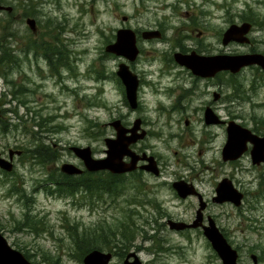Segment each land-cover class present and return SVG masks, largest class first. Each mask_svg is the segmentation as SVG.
<instances>
[{
  "label": "rangeland",
  "instance_id": "374dc122",
  "mask_svg": "<svg viewBox=\"0 0 264 264\" xmlns=\"http://www.w3.org/2000/svg\"><path fill=\"white\" fill-rule=\"evenodd\" d=\"M8 1L13 10H0V38L6 37L10 48L0 49V58L9 59L14 64L16 58L20 61V65L9 70L7 77L16 81L17 89H20L19 84L24 85L23 95H17L26 99L27 104H20L13 94L12 83L7 84L4 77L0 76V102L5 100L0 109H8L4 113L5 121L0 122V150L8 155L9 148L25 150L28 149V144L32 148L46 144L50 149L54 147L59 149L57 152L60 151L57 165L54 160L46 165L38 159L17 154L14 170L0 172V231L5 234L9 243L15 248L21 247L23 252L28 249L34 264H52L42 261L39 248L52 255H60L61 264H83L74 257V243L67 225L79 228L80 232L87 229L92 233L90 238L93 241H104V237L110 235L109 231H98L99 227L118 231L125 228L130 233L136 232L135 241L128 248H125L126 245L119 249L103 248L105 251L114 250L110 264H124L123 260L129 252L136 253L144 264H221L203 235L202 228L178 231L169 227V220L191 223L199 207L198 196L180 198L171 186L173 181L183 179L192 182L204 200L209 201L206 216L211 214L218 226L226 232L230 243L239 252L240 263L255 264L254 255L258 264H264V177L259 183L258 172L251 171L253 164L249 156L239 164L243 166L242 169L239 167L237 170L222 160L224 128L218 125L206 127L202 119L201 109L205 101H213L212 95L206 97L204 84L193 93L192 103L187 111L178 113L175 110L168 113L159 110L162 109V103L166 109L170 108L178 97V92L169 95V99L158 95L156 90L160 79L167 83L176 79V74L180 72H183V76L188 73L174 70V74L162 73L159 61L143 70L144 61L155 60L156 57L159 60L158 54L153 53L155 51L149 52L153 49L151 44L146 55L141 58L136 72L140 74V70H143L142 79L146 80L139 91V100L146 102L142 103L149 122L146 124L150 130L147 142L149 146H153L154 151V154H149H153L160 163L162 175L158 178L148 175V179L143 180V175L132 174L124 177L122 190L118 187L116 190L112 188L108 193L97 191L98 197H91L92 194L81 189L71 197L58 194L56 188L51 187L49 190L45 186L48 173H57L55 168L58 166L60 169L64 162H73L82 167V163L74 158L75 154L67 150L69 145L92 146L98 155L105 147L104 137L112 130L108 125V130L104 131L99 125H107L115 118L134 121L136 113L130 112L123 101L122 91L112 80V72L116 71L120 59L105 55V46L114 41L117 29L123 23L134 24L133 26L150 24L153 17H146L147 13L159 10L161 6L153 4L148 6L149 10L142 9L141 0ZM167 2L171 3L173 0ZM243 2L239 4L240 9L251 6L263 15L259 16L262 27L258 26L259 29L254 32L256 38L253 44L264 52V4L258 6L249 3V0ZM216 15L221 13L216 12ZM158 17L162 22L161 14ZM27 19L33 21L35 30ZM173 21L175 25L179 22L178 19ZM37 25L40 26L39 32L42 35H52L54 38H47L43 43L42 40L35 39ZM28 37H33L34 40ZM54 39L59 45L57 50L54 45L49 44ZM29 41H34L38 48L44 49V55L54 57L55 61L58 58L62 63L64 60L65 63L69 61L74 70L62 65L57 71H52L45 56L38 57L45 61L37 65L34 56L29 54L32 50L27 53V61L24 60L25 55H21L24 59L18 56L19 51L28 49L26 46L30 44ZM100 70L109 77L102 83L96 81ZM256 74L260 75L261 71L248 68L240 73L238 79L249 88ZM259 77L261 85L253 86L255 95L250 98H246L243 93L237 100L232 99L236 88L231 85L214 83L209 87L212 92L222 93L224 103H227L216 110L222 118L236 119L250 128L258 127L264 131V77ZM186 78L189 79L188 76ZM187 85L192 86L191 82H187ZM221 103L219 99L213 104L216 106ZM15 111H18V115ZM34 111L42 113L41 116L35 113L41 127L34 126ZM186 121H189L188 124ZM20 123L29 124L33 132H26ZM93 123L99 125L93 126ZM156 130L160 131L159 135ZM100 133L102 135L96 141L93 136ZM206 139L208 148L205 149L207 143L201 148V141L204 143ZM38 148H45L40 150L41 157L44 152L50 153L42 145ZM261 167L264 172V165ZM229 175L233 176L236 186L248 199L241 210L230 202H212L218 182ZM144 184L148 188L140 191ZM20 188L26 192L21 194L22 191L18 190ZM28 209L46 222L44 226L47 230L36 235L26 227L28 224L25 222V214ZM20 221L25 222L23 226ZM93 231H97L95 235ZM126 242L128 241L125 240L123 245Z\"/></svg>",
  "mask_w": 264,
  "mask_h": 264
},
{
  "label": "flooded vegetation",
  "instance_id": "af4514ba",
  "mask_svg": "<svg viewBox=\"0 0 264 264\" xmlns=\"http://www.w3.org/2000/svg\"><path fill=\"white\" fill-rule=\"evenodd\" d=\"M142 2V9L149 10L150 5L155 4L157 6H161V9L154 10V12H150V14L147 13L146 17H153V20L150 21V24L141 26L139 21H136L140 26H133L134 24H126L123 23V26L120 28H131V30L137 41V46L139 48V54L135 60H130L129 65L132 70L136 71L138 70L137 66L141 63V58L146 55L145 52L148 51V48L150 44L152 45L153 49L149 52H153L154 55L157 53L159 60H147L143 63V70H145V67L152 66L157 61L160 62L161 65V71L162 73H171L174 74V71H184L188 74L183 76V72H180L176 74V79H172L171 81L164 83L160 79V83L157 86V94L169 99V95H173L177 93L178 97L172 102V106L168 109H166L165 105L163 106L162 103V109L159 108L162 112H173L175 110H178V113H183L187 111L192 103V95L196 92L197 89L203 87L204 84V90L206 91V97L207 96H213V101L217 102L219 99H221V105H214L213 101H205V105L202 107V119L204 122L209 124L206 119L209 117L210 112L212 114H217L219 117L221 115L218 113L217 108L221 107L223 105H227V103H224V99L222 97V93L219 91H210L209 87L213 86L214 83H217L218 85L220 83H223L227 86L230 85L229 81V70H217L214 76L206 77V78H200L193 76L191 74L192 68L190 66H194L195 62L194 59H198V57H214V56H221V55H243V54H252V53H261L264 55V52L262 50H259L258 47H256L253 42L255 40L254 32L259 29L258 26H261L260 17L261 15L256 9H254L251 6H248L247 8H239V4L244 3L243 0H173V2H167V0H141ZM3 6L5 7L4 10H13V6L8 0H2ZM249 3L257 4L258 6L260 4H264V0H249ZM9 7H11L9 9ZM216 12H220L221 15L217 16ZM164 13V14H163ZM161 14V17L163 18V21L160 22L159 17ZM173 19H178V24L175 25V22ZM127 20V17H126ZM128 21V20H127ZM135 22V23H136ZM242 23H250V27L247 33H244V35L239 36V39H225L226 38V32L228 29L234 25H241ZM41 30L40 26L37 25V29L34 33V38L39 39L42 35L39 31ZM152 33L153 36H146L147 34ZM117 39V37H114V41ZM113 41V42H114ZM19 51V50H18ZM22 51V52H20ZM19 55H25V59L27 61V53L31 50L27 49H20ZM33 52L29 53L34 56L36 64H41V62H44L45 59L48 61V58H46V55H44V49L43 48H35L32 49ZM28 54V55H29ZM39 56H45V59H39ZM19 58V57H18ZM21 59V58H20ZM196 59V60H197ZM177 60V62H176ZM201 60V59H200ZM19 61V60H18ZM203 61V60H202ZM20 62V61H19ZM49 62V61H48ZM193 64V65H192ZM199 65V64H198ZM197 66V65H196ZM201 66V65H200ZM256 66H248L245 68H241L237 72L240 76V73L244 70L250 68L254 69ZM143 70H140V86L138 89V93L140 89L142 88L143 83L146 82V80L142 79V72ZM186 76L189 77L187 80ZM240 80V79H239ZM241 84L244 83L242 80H240ZM154 82V81H153ZM181 82V84H179ZM187 82H191L192 86L189 87L187 85ZM156 84V82H154ZM240 89L233 90V96L232 99L237 100L239 98ZM140 98V95H139ZM124 103L127 104V106L130 109V112H135L136 117L134 121H131L129 119L121 118L123 123L126 125L127 133L132 134L130 129H134L136 127H139V130L137 133L140 134L142 130L147 131V135L145 138L138 139L136 142L131 144V148L134 149L138 154L143 155L144 153H153L152 150L153 146L148 144L147 140L149 138L150 130L146 126L148 122L147 115L144 111L145 105L142 103L144 101H138L137 108H131V106L126 102L125 99H123ZM146 103V102H144ZM209 113V114H208ZM229 113V111H228ZM143 118V120L140 118ZM221 123H218L217 125L221 128H224L225 133V143L228 141V126H229V118H220ZM226 121V123L222 122ZM189 121H186V124H188ZM205 123V126H210ZM107 127V125H106ZM105 127V128H106ZM108 130V129H107ZM106 130V131H107ZM157 134H160L159 130H156ZM113 137L116 138L117 131L112 127L111 132L108 131V134L106 137ZM105 137V138H106ZM206 141V142H205ZM203 143L201 141V148H203L204 144L205 149L208 148V140L206 139ZM212 147L213 145L210 144ZM223 145V147H224ZM201 151V150H200ZM98 157H104L106 153V147H103L102 150L99 151ZM154 154V153H153ZM125 160L129 161L130 157L126 156ZM147 164V161L145 160H139L138 162V168L134 171H131L130 173H127V176H131L132 174L138 173L140 175H143V180L148 179V175L152 177H159L162 175V167H161V174L159 176H154L150 172L146 171L145 169L140 168L141 165ZM102 171L96 172L94 174V178L98 187H101V180H102ZM259 181L261 179V174L258 175ZM83 178V177H82ZM125 179V178H124ZM52 188L56 184V182L53 180L50 182ZM143 190L145 191L148 188V185L142 186ZM139 190V189H138ZM259 194V193H257ZM255 197V195H253ZM247 200V197H246ZM245 200V201H246ZM245 201L243 202V207ZM252 201V200H251ZM197 228H202L201 226Z\"/></svg>",
  "mask_w": 264,
  "mask_h": 264
},
{
  "label": "water",
  "instance_id": "95a60500",
  "mask_svg": "<svg viewBox=\"0 0 264 264\" xmlns=\"http://www.w3.org/2000/svg\"><path fill=\"white\" fill-rule=\"evenodd\" d=\"M2 8L3 6L0 4V9ZM28 22L33 26L32 20L29 19ZM249 26L250 25L247 23L241 26L232 25L226 32L225 39L241 40L239 36H243L244 33H247ZM146 36L150 37L153 36V34L149 33ZM107 50L118 55H123L130 59L135 58L139 52L136 46L135 35L131 30L119 31L117 41L108 45ZM196 59H194V66L190 67L194 72L203 76H211L220 69H229L232 72H237L243 66L251 64H258L264 69V55L261 53L221 55L210 58L198 57V59ZM117 74L125 85L127 98L132 103V105L135 106L137 89L139 85V78L137 74L134 73L126 64H122L120 66ZM206 121L208 123H212L217 122L218 120L214 114L210 113ZM114 124L120 129V131L118 132L117 139H107L106 143L108 149L107 156L105 158H93L91 156L92 153L89 147L85 149L73 148L77 155H79L84 160L87 168L90 170L109 169L115 173H123L134 170L136 168L137 161L140 158H146L150 161V163L144 165L143 167L149 171L158 173V168L156 166L154 157H147L145 155L141 157L132 151L129 145L132 140L134 141L136 139V137H133V139L129 137V140H127L123 134L125 132V128L123 129L119 126L120 121L118 120ZM248 141H251L254 144V148L252 150L253 161L257 163L264 161V137L254 134L250 129L237 124L235 121H231L228 126V141L223 148L224 159H235L240 156L247 149ZM13 152L14 151L12 150L10 151V159H13ZM16 153L21 154V151H16ZM125 155L131 156L132 159L130 162H126L123 159ZM0 166L6 170H11L13 168V163L10 160L2 157L1 152ZM62 169L68 173H80L82 171V169L71 163L63 164ZM174 186L178 189L180 195L182 196H186L189 193L195 192L193 187L184 181L175 182ZM242 196L243 195L238 192L231 181L224 180L218 185L217 196L214 197V200L217 202L229 200L238 205L241 202ZM204 207L205 204L202 203L201 209H199L197 218L193 224L188 225L182 222L175 223L170 221V227L175 229H183L186 227L203 225L202 209ZM203 228L205 236L211 242L214 250L218 253L220 259L222 260V264H239V254L237 250L229 243L228 239L225 237L220 228L217 227L215 221L211 217L209 224L203 225ZM131 256L134 257V260L130 259ZM111 258L112 252H104L100 249H93L87 255H85L83 261L85 264H109ZM253 259L255 260V257ZM0 264H32V262L21 250L12 246L5 235L0 232ZM124 264H142V261L134 252H132L125 258Z\"/></svg>",
  "mask_w": 264,
  "mask_h": 264
},
{
  "label": "trees",
  "instance_id": "16d2710c",
  "mask_svg": "<svg viewBox=\"0 0 264 264\" xmlns=\"http://www.w3.org/2000/svg\"><path fill=\"white\" fill-rule=\"evenodd\" d=\"M54 38V36L50 35V38ZM30 39V38H29ZM7 38L4 37V39H2V36L0 38V49L4 48V49H9V45L7 43ZM51 43L49 44H52L54 45V49L56 48L57 50V47H59L58 45V42L56 39L50 41ZM30 44H28L26 46V48H28L27 50H32V49H35L37 48V46L34 44V42H30ZM60 53H63L60 51ZM5 56V55H3ZM64 57V56H63ZM9 58V57H7ZM14 58H11L10 60H13ZM14 61V60H13ZM15 64L12 63V61H9V59L7 60H2V58H0V74L5 77L6 79V82H11L12 84L10 85H13L12 87V91H13V94L16 98L19 99L20 101V104H27V100L24 99V98H19L17 93L19 95H23V87L24 85L23 84H19L18 86L20 87V89H17V85H16V81L14 80H9L8 77H7V73L9 72V70L13 69L16 67V65H20V62L18 61V59L16 58L15 60ZM18 61V62H17ZM48 61L50 63V68L53 70V71H57L58 68H60V66L62 65H66V67L70 68V70H74V67L72 66V64L69 63V61L67 63H65V60H64V63L61 62V59H57L56 61L54 60V57L51 58V56L48 57ZM256 71H261V74H256V76L254 77L256 80L255 82L256 83H260L262 80L260 79L259 76H261L262 78L264 77V71H262L259 67H255ZM99 74L98 76H101L103 70H100L98 71ZM115 80L117 81V77H115ZM260 81V82H258ZM241 91V90H240ZM241 95H243V92L241 91V93L239 94L238 97H240ZM15 109H13L14 111ZM17 112V115H18V111H15ZM33 116L34 118L32 119L33 122H34V126H38V127H41V125H39L40 123L38 122L37 120V115L35 116V113L38 114V115H42V113H37V111H34L33 112ZM5 120H3L2 122H4ZM20 126L23 125L22 128H24V130L26 132H33V130L29 127V124H26V123H20L19 124ZM93 126H95V123H93ZM35 133V132H34ZM42 147H46L48 148L47 149V152L49 151L50 153H46L44 152L43 153V157L42 154H41V151L40 150H44L45 148H38L39 146ZM39 145L37 148H32L30 147V144L27 145L28 149H25L24 151V156H27L29 159H32V158H35V159H38L40 160L43 164H46L48 162H50V160H55L58 157V152H57V149L55 150V148H52L50 149L49 145H46V144H41ZM40 153V154H39ZM55 172L57 173H53V174H49V176H46L45 178V186L50 190V188L53 186L51 185L49 182L51 181H55L57 186H56V190H57V193L58 194H66V195H75L76 192L78 191V189H81L83 191H86L88 194H92L93 196H96L95 193L97 192V185H96V181H95V178H94V174L92 173H89L90 175L89 176H70V175H67L65 173H62L60 171L59 168L55 169ZM59 172V173H58ZM83 177V178H82ZM124 177L123 175H111V174H102V180H101V192H110L112 187L116 190L118 187H119V190H122V187H121V184L123 183L124 184ZM114 181V184L111 186L110 184V181ZM51 185V186H50ZM116 185V187H115ZM124 188V187H123ZM21 192V194L23 192H26L23 188H20L18 189ZM91 195V196H92ZM118 195V194H117ZM37 219V221H36ZM25 222H27V226L26 227H29L31 229L32 232H34L36 235H39L40 232H43L44 229H45V226L46 225V222H43L41 219L38 218V216L34 213H32L31 210L28 209V212L25 214ZM25 222H21L20 221V225H24ZM78 227V225H77ZM122 229V228H121ZM118 229L117 230H106L104 229L103 227H99L97 228V230H102V231H109V234L106 237H104V241L101 240V241H93L90 236L92 235L91 232L87 231V229H83L81 232H80V229L76 227L72 228V227H69L67 225V230H69V233L70 235L72 236L71 238L73 239V243H74V250H75V253H73L75 256L76 259H78L80 262H82L83 260V257L92 249L94 248H99V249H103V248H108L109 250L112 249L113 247H117L118 249L120 247H124L125 245V248H128L130 245H132L135 241V238H136V232L135 233H130L128 232L127 229ZM131 229V228H130ZM47 230V229H45ZM133 230V229H131ZM97 231H93V234L95 235ZM134 232V231H133ZM134 235V236H133ZM153 239H155V236H153ZM128 241L126 242L124 245V241ZM156 240V239H155ZM154 240V241H155ZM153 244L155 245V242H153ZM123 245V246H121ZM153 245V246H154ZM21 249V247H19ZM149 248L151 249L152 247L149 246ZM23 249V248H22ZM25 249V248H24ZM26 251H24L25 255L28 257V258H31V254L29 253L28 249H25ZM122 250V249H121ZM40 255H41V259L42 261L44 262H49V263H52V264H61V256L58 255V256H55V255H52L51 253H49V251L43 249V248H39L38 249ZM264 251V249H263ZM72 254V253H71ZM123 254V252H122ZM35 262V261H34ZM36 264V263H35Z\"/></svg>",
  "mask_w": 264,
  "mask_h": 264
},
{
  "label": "bare ground",
  "instance_id": "6f19581e",
  "mask_svg": "<svg viewBox=\"0 0 264 264\" xmlns=\"http://www.w3.org/2000/svg\"><path fill=\"white\" fill-rule=\"evenodd\" d=\"M33 87V86H32ZM72 176V175H71ZM74 176H79L78 174L76 175V174H74ZM170 221H172V222H175L176 223V221H173V220H169V222ZM182 223H185V224H193L194 223V221H192L191 223H187V222H182ZM200 225H198V226H192V227H194V228H197V227H199ZM217 227L219 228V226H218V224H217ZM231 244V243H230ZM232 245V244H231ZM233 246V245H232ZM233 248H235L234 246H233ZM236 249V248H235ZM237 250V249H236ZM237 252H238V250H237ZM238 254H239V252H238ZM239 257H240V255H238V260H239ZM255 256L253 255V258H254Z\"/></svg>",
  "mask_w": 264,
  "mask_h": 264
}]
</instances>
